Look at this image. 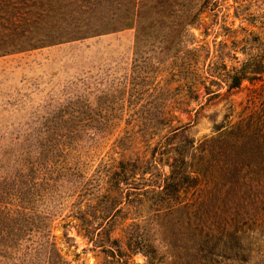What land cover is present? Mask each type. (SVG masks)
<instances>
[{"label": "rangeland", "instance_id": "374dc122", "mask_svg": "<svg viewBox=\"0 0 264 264\" xmlns=\"http://www.w3.org/2000/svg\"><path fill=\"white\" fill-rule=\"evenodd\" d=\"M202 1L178 0L172 17L153 26L145 0L139 41L129 28L0 50V189L8 208L24 205L53 217L57 247L70 264H199L184 221L191 206L175 210L143 194L147 173L116 185L107 171L122 157H137L125 167L140 171V159L150 157L167 130L171 141L196 142L243 110L249 83L229 91L222 86L214 95L201 81L222 63L261 51L256 34L263 39L264 0ZM204 83L208 91L217 88ZM27 186L30 201L20 192ZM69 209L89 222L62 219ZM84 227L93 229L95 243ZM245 241L247 264H264V235L249 233Z\"/></svg>", "mask_w": 264, "mask_h": 264}, {"label": "trees", "instance_id": "16d2710c", "mask_svg": "<svg viewBox=\"0 0 264 264\" xmlns=\"http://www.w3.org/2000/svg\"><path fill=\"white\" fill-rule=\"evenodd\" d=\"M177 1L151 0L154 15L149 23L154 26L172 17L171 8ZM145 19V0H0V50L7 46L21 51L129 28L135 29L139 41ZM256 35L261 51L243 53L231 66L222 63L220 70L206 73L201 81L206 93L214 95L220 94L222 86L229 91L242 81L250 84L244 108L234 119L214 124L212 134L196 142L186 137L171 141L169 129L155 141L150 157L140 159L142 170L125 167L137 157H122L107 171L116 185L147 173L143 194L175 210L191 206V219L184 221L189 222L199 264H215L216 256L226 258L228 264H247L250 244L245 239L249 233L264 235V37ZM47 38L48 43L35 44ZM205 81L217 88L208 91ZM156 149L161 150L160 157L151 159ZM29 189L20 190L26 201L31 198ZM187 195L191 201L186 202ZM3 196L0 189V264H70L57 247L53 217L24 205L8 208ZM68 217L89 222L71 209L62 219ZM67 223L60 226L64 229ZM84 231L95 243L93 229L84 227ZM62 235L65 240L70 238L65 232ZM110 243L119 250L115 239Z\"/></svg>", "mask_w": 264, "mask_h": 264}, {"label": "crops", "instance_id": "0c3cea01", "mask_svg": "<svg viewBox=\"0 0 264 264\" xmlns=\"http://www.w3.org/2000/svg\"><path fill=\"white\" fill-rule=\"evenodd\" d=\"M117 32H120V31H116V32H111V33H107V34H112V33H117ZM60 44V43H57V45Z\"/></svg>", "mask_w": 264, "mask_h": 264}]
</instances>
